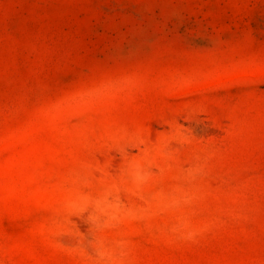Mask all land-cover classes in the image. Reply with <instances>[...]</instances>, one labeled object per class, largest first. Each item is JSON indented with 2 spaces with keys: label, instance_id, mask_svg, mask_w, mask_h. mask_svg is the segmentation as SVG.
<instances>
[{
  "label": "rangeland",
  "instance_id": "rangeland-1",
  "mask_svg": "<svg viewBox=\"0 0 264 264\" xmlns=\"http://www.w3.org/2000/svg\"><path fill=\"white\" fill-rule=\"evenodd\" d=\"M0 264H264V0H0Z\"/></svg>",
  "mask_w": 264,
  "mask_h": 264
}]
</instances>
